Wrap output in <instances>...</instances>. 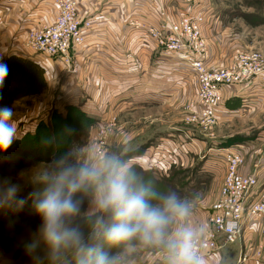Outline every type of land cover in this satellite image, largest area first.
<instances>
[{"label": "rangeland", "instance_id": "374dc122", "mask_svg": "<svg viewBox=\"0 0 264 264\" xmlns=\"http://www.w3.org/2000/svg\"><path fill=\"white\" fill-rule=\"evenodd\" d=\"M202 1L212 14L204 24L209 26L205 30L208 33L202 31L209 50L208 57L212 61L220 66L230 65L237 50L256 51L264 58V0ZM213 22L215 25L211 24ZM36 55L47 57L44 54ZM27 75L28 79L25 81L12 80L11 94L0 91V106L7 105L14 109L17 139L22 138L21 141L15 140L12 147H17L13 152L8 150L7 153H0V174L11 176L21 186L22 195L26 199L33 191L43 190L45 174L50 173L62 158L64 165L83 164L110 157L125 163L130 172L135 174L138 183L150 186L158 194H175L189 204L190 212L200 211L204 214L215 186H221L223 179L220 176L225 174V163L218 159L222 150L248 139L260 128H264L259 127L260 123L264 125V112L257 115H236L225 123L219 124L217 121L212 127H198L188 121V104L183 103L176 109L167 107L164 111L145 113L140 110V113L125 120L116 117L115 124L107 135L103 152L99 154L94 147L99 125L93 127L75 109L68 108L73 104L63 107L60 103L62 88L58 89L51 81L49 83L45 76L36 91L18 94L24 89L32 90L37 87L39 81L32 82L29 76L33 75L29 72ZM259 78L264 79V76ZM7 86L9 87V83ZM148 115H156V119L152 118L150 121L151 125L181 122L195 129L199 128L209 136L198 135L200 138H196L197 140L192 138L193 135L186 136V140L194 148L190 152L192 157L182 156L184 162L181 164H169L175 158L167 155L168 166L144 168L137 162H128L130 156L140 149L129 153L127 148L129 139L135 133L141 134L143 126L151 120H147ZM211 147L214 148V153L209 152ZM77 198L81 199L82 205L80 212L72 218L70 226L80 231L85 243L99 244L109 253L112 246L107 245L99 235L93 238V234L101 231L95 225L96 218L101 216L105 221L111 222V215L96 208L92 203L91 192L77 193ZM41 223V217L31 207V200L18 213H0V264H77L78 249L75 245L65 247L57 256L50 258L49 247L38 232ZM29 242L36 245L31 253L26 247ZM232 246L220 251L228 252ZM118 254L121 264H166L163 249L144 246L139 241H133L127 250L121 246L110 255Z\"/></svg>", "mask_w": 264, "mask_h": 264}, {"label": "crops", "instance_id": "0c3cea01", "mask_svg": "<svg viewBox=\"0 0 264 264\" xmlns=\"http://www.w3.org/2000/svg\"><path fill=\"white\" fill-rule=\"evenodd\" d=\"M77 1L79 17L92 20L84 43L75 46L72 51L78 65L77 72L67 73L59 59L23 54L27 53L21 46L25 31L53 21L57 10L51 0H0V62L12 55L30 59L40 66L49 83L51 81L58 89L62 88V100L59 99L62 106H79L92 118L93 127L112 116L125 120L140 113V110L149 113L194 103L197 84L187 59L160 49L145 29H134L128 24L131 19H138L145 27L153 26L165 31L169 21H176L188 7L186 0ZM211 24L215 25L214 22ZM208 28L203 25V33H208V30L205 31ZM223 97L224 102L217 109L219 124L232 119V116L262 113L264 79H248L229 88ZM55 106L63 111L59 105ZM152 118L156 119V115H148L147 120H151L143 126L142 133H135L129 139V153L140 150L134 152L128 162L157 169L168 166L167 155H170L175 161L170 160L169 164H181L184 162L182 156L189 157L194 148L185 137L193 135L192 138L197 140L200 138L198 135L209 136L203 130L181 122L151 125ZM259 127L264 125L260 123ZM228 147L242 152L245 163L240 171L254 174L258 179L248 202L259 198L264 191V128ZM214 151V148H209V152ZM222 176L220 178L223 179ZM218 194L219 187L216 185L204 214L190 212L184 223L199 232L209 206ZM246 223L241 239L230 251L211 253L204 258L206 264H238L239 254L250 251L258 243L263 245L262 255L239 264H264V239L259 233L258 223Z\"/></svg>", "mask_w": 264, "mask_h": 264}, {"label": "clouds", "instance_id": "9594fccd", "mask_svg": "<svg viewBox=\"0 0 264 264\" xmlns=\"http://www.w3.org/2000/svg\"><path fill=\"white\" fill-rule=\"evenodd\" d=\"M9 72L8 65L0 62V89ZM15 115L12 107L0 106V153H7L17 139ZM62 160L45 174L43 190L33 191L27 199L11 176L0 174V213H18L31 200L34 213L42 220L38 232L49 247L50 258L75 245L77 264H121L119 254L110 255L99 244L85 243L80 231L70 226L82 205L77 193L91 192L96 208L111 215V222L96 218L101 231L93 238L99 235L107 245L125 250L133 241L161 248L166 264H206L196 250V232L184 223L190 206L180 197L158 194L138 183L128 166L115 158L64 165ZM26 247L31 253L36 245L29 242Z\"/></svg>", "mask_w": 264, "mask_h": 264}, {"label": "built area", "instance_id": "2783aa9c", "mask_svg": "<svg viewBox=\"0 0 264 264\" xmlns=\"http://www.w3.org/2000/svg\"><path fill=\"white\" fill-rule=\"evenodd\" d=\"M186 2L188 7L176 21H169L165 31L145 27L138 19H131L128 24L134 29H145L160 49L187 59L197 80L196 100L187 105L188 121L198 127H212L218 121L217 109L224 102L225 91L248 79L264 76V58L256 51L237 50L230 65L220 66L212 61L202 35V27L212 14L202 0ZM51 3L57 10L53 21L25 31L21 46L27 53L23 54H44L59 59L67 73H75L78 65L72 51L84 43L92 20L79 17L77 0H51ZM115 119L116 116H112L97 127L94 147L99 154L103 152ZM219 156L225 163L219 194L210 204L201 230L196 232V250L203 258L239 241L246 222V225L258 223L264 239V191L259 198L248 202L257 186V177L240 171L244 157L239 149L224 148ZM262 250L263 245L258 243L250 251L241 252L238 262L260 257Z\"/></svg>", "mask_w": 264, "mask_h": 264}, {"label": "trees", "instance_id": "16d2710c", "mask_svg": "<svg viewBox=\"0 0 264 264\" xmlns=\"http://www.w3.org/2000/svg\"><path fill=\"white\" fill-rule=\"evenodd\" d=\"M12 61H15V62H12ZM2 63H6L10 69V72H9V75L7 76L6 80H5V84L6 86H4L2 89H0V91L3 93V94H11V86L12 85V80L13 79H18L20 81H25L28 79V72L33 75V76H29L30 79L32 80V82H35V81H39L38 84L36 85L37 87L30 90V89H24L22 90L21 92H19L18 94L24 92V93H28V92H33V91H36V89L40 88L41 86V82L43 80V71L42 69L37 66L34 62H32L30 59L26 58V57H23V56H16V55H12V56H9L7 58H5ZM17 80V81H18ZM9 83V87L7 86ZM24 83V82H23ZM18 85V84H16ZM27 84L24 86L26 87ZM6 87V88H5ZM2 98H0L1 100ZM68 108H73L75 109L78 114H80L82 116V118L84 120H88L89 121V124L91 125L92 124V118L89 117L88 115H86L83 111H81L77 106H73V105H70ZM61 116V115H60ZM45 123V122H44ZM88 124V123H87ZM88 124V125H89ZM18 141H21L22 138H19L17 139ZM14 144V143H13ZM17 147V146H16ZM16 147H10L9 150H15ZM12 151V152H13ZM119 247H115V246H112L111 250L109 251V254L113 253V252H116L118 250Z\"/></svg>", "mask_w": 264, "mask_h": 264}]
</instances>
